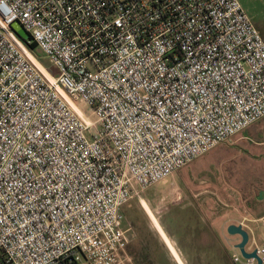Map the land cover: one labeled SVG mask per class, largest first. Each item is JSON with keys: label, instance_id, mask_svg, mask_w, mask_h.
I'll use <instances>...</instances> for the list:
<instances>
[{"label": "built area", "instance_id": "1", "mask_svg": "<svg viewBox=\"0 0 264 264\" xmlns=\"http://www.w3.org/2000/svg\"><path fill=\"white\" fill-rule=\"evenodd\" d=\"M240 1L0 0L5 264H136L124 206L264 118V41ZM237 243L232 264H264V242L248 235L250 258Z\"/></svg>", "mask_w": 264, "mask_h": 264}, {"label": "rangeland", "instance_id": "2", "mask_svg": "<svg viewBox=\"0 0 264 264\" xmlns=\"http://www.w3.org/2000/svg\"><path fill=\"white\" fill-rule=\"evenodd\" d=\"M240 3L264 41V0ZM41 63L50 74H56L45 56ZM75 103L93 119L84 104ZM263 191L264 118L134 196L122 210L126 251L136 264H220L215 252L191 248V227L206 225L228 251L240 238L228 235L227 227L243 224L250 240L262 244L259 218L264 213V196L259 194Z\"/></svg>", "mask_w": 264, "mask_h": 264}, {"label": "trees", "instance_id": "3", "mask_svg": "<svg viewBox=\"0 0 264 264\" xmlns=\"http://www.w3.org/2000/svg\"><path fill=\"white\" fill-rule=\"evenodd\" d=\"M29 49L37 58H40V55L35 51L34 45H31ZM163 231L170 236L165 228H163ZM191 248L199 251L215 252L217 257H219L218 261L220 264H232L230 262L229 250L227 251L220 247L206 225L200 226L198 223H195V225L191 227ZM0 264H5L1 256Z\"/></svg>", "mask_w": 264, "mask_h": 264}, {"label": "water", "instance_id": "4", "mask_svg": "<svg viewBox=\"0 0 264 264\" xmlns=\"http://www.w3.org/2000/svg\"><path fill=\"white\" fill-rule=\"evenodd\" d=\"M12 28L15 31V33L20 37V38H25L27 35L26 33L21 29V27L17 23L12 24ZM259 196H264V191L260 192ZM226 232L230 236H238L240 238L239 243L236 244V248H238L241 252V254L246 257H255V253H246L244 251V246L247 243L248 240V233L245 231L242 227V225H229L226 229Z\"/></svg>", "mask_w": 264, "mask_h": 264}, {"label": "bare ground", "instance_id": "5", "mask_svg": "<svg viewBox=\"0 0 264 264\" xmlns=\"http://www.w3.org/2000/svg\"><path fill=\"white\" fill-rule=\"evenodd\" d=\"M38 65V64H37ZM39 69L42 71V69L40 68V66L38 65ZM42 73L45 75V73L42 71ZM46 76V75H45ZM49 78V76H48ZM138 196V195H137Z\"/></svg>", "mask_w": 264, "mask_h": 264}, {"label": "crops", "instance_id": "6", "mask_svg": "<svg viewBox=\"0 0 264 264\" xmlns=\"http://www.w3.org/2000/svg\"><path fill=\"white\" fill-rule=\"evenodd\" d=\"M244 225L242 224V227H243ZM239 241V240H238Z\"/></svg>", "mask_w": 264, "mask_h": 264}]
</instances>
